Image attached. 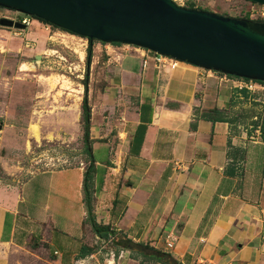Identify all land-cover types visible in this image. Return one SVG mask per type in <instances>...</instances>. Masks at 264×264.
Returning <instances> with one entry per match:
<instances>
[{
	"label": "crops",
	"instance_id": "crops-1",
	"mask_svg": "<svg viewBox=\"0 0 264 264\" xmlns=\"http://www.w3.org/2000/svg\"><path fill=\"white\" fill-rule=\"evenodd\" d=\"M126 65L124 78L116 84L128 98L118 128L112 132L101 122V130L89 127L94 146H105L109 152L105 159L94 158L96 220L135 242H148L169 252L182 264H264V139L259 134L251 139L253 132L248 135L246 130L234 132L227 122L196 119L195 106L200 110L226 108L222 95L210 104L204 99L199 103L158 95L159 89L166 93L165 89L179 86L178 81L131 80L126 73L143 69L150 74L152 63L143 67L139 61L137 69ZM134 100L137 104L131 111ZM229 140L234 148H244L242 161L229 155ZM115 156L117 163L112 167ZM73 169H77L75 175ZM83 171L79 166L47 169L18 186L0 183V264L9 263L10 250L40 238L45 224H51L47 241L62 264L78 261L81 245L92 246L83 241L85 228L91 230L84 222ZM37 173L48 175L41 183L46 194L55 181L53 197L40 201L37 194H26ZM53 176L56 179L51 181ZM51 202L68 207L71 217L65 222L79 228L76 236L67 234L73 244L70 251L66 242L63 249L52 242L55 228L51 220L45 221ZM167 235L175 238L172 247L166 246ZM44 237L39 240L46 241Z\"/></svg>",
	"mask_w": 264,
	"mask_h": 264
},
{
	"label": "rangeland",
	"instance_id": "rangeland-1",
	"mask_svg": "<svg viewBox=\"0 0 264 264\" xmlns=\"http://www.w3.org/2000/svg\"><path fill=\"white\" fill-rule=\"evenodd\" d=\"M175 2L187 8L193 4L198 9L244 18L238 8L242 0ZM0 15L17 19L26 14L0 7ZM31 19V25L25 29L0 27V183L12 186H18L42 170L73 166L85 170L88 167V154L83 142L82 99L84 95L87 96L91 114L90 125L101 130V122L104 123L103 127L112 128L114 132L124 115L126 106L123 102H128L122 87L116 84L124 78L122 69L126 70V64H133L137 69L142 54L141 50L133 48L132 45L112 44L104 47L105 43L94 40L91 61L87 63L86 50L89 41L84 42L62 30L58 32L59 28L46 22L33 17ZM53 32L56 34L52 35ZM107 48L110 55L106 53ZM37 55L40 56L39 59L36 58ZM180 63L175 69H170L168 65L155 67L152 64L150 74L143 69L126 74H130L128 78L131 80L149 78L157 80L159 84L178 81L179 86L170 87L172 92L171 89H165L166 93L159 89L158 95H174L185 100L191 98L199 103L204 99L206 104L222 95V100H227V105L221 109L234 117L233 126L235 124L239 130L251 129L254 134L251 139H255L256 134L260 135L259 126L254 124L259 115L264 113V89L257 87L244 96L234 87L233 82L221 73L181 61ZM23 64H26V69L21 70ZM132 103L129 109L134 111L137 101ZM197 107H194L193 112ZM125 109H128V106ZM31 124L38 127L36 134ZM90 145L96 160L108 157L109 152L105 146H94L93 140ZM116 158L115 156L112 159V167L117 163ZM76 170L71 171L72 175L76 174ZM40 174L37 173L34 179L29 181L26 194H37V200L43 201L46 196H54L55 181L53 189L46 194L41 183L44 185L48 175ZM53 179L56 177H51V181ZM81 194L83 199L82 190ZM52 202L45 220L47 223L51 220L55 228V232L51 234L52 242L58 249H63V243L66 242L70 251L73 244L67 239V234L76 236L79 228L75 230V225L65 222L66 218L71 217L68 207L56 203L54 205ZM24 206L30 210L29 204L25 203ZM20 209H24L22 204ZM34 214L36 213H32ZM50 225L45 224L44 231L41 230L40 233V238L43 235L46 241L39 240L38 236L37 239L31 238L23 246L10 250L8 264H62L58 259L59 254L53 252L47 241L50 237ZM87 226L90 227L88 224ZM83 241L95 246L96 250L86 258L78 261L71 259L67 264H138L142 258H131L132 254L136 255L135 251L132 253L120 250L117 254L112 250L113 245L110 242L99 241L93 231L87 228Z\"/></svg>",
	"mask_w": 264,
	"mask_h": 264
},
{
	"label": "water",
	"instance_id": "water-1",
	"mask_svg": "<svg viewBox=\"0 0 264 264\" xmlns=\"http://www.w3.org/2000/svg\"><path fill=\"white\" fill-rule=\"evenodd\" d=\"M0 7L91 40L137 46L203 69L264 82V30L254 26L256 21L183 7L173 0H0ZM0 25L26 28L7 18H0Z\"/></svg>",
	"mask_w": 264,
	"mask_h": 264
},
{
	"label": "trees",
	"instance_id": "trees-1",
	"mask_svg": "<svg viewBox=\"0 0 264 264\" xmlns=\"http://www.w3.org/2000/svg\"><path fill=\"white\" fill-rule=\"evenodd\" d=\"M193 7H194L193 4L188 6V8H193ZM32 17L42 22H45L44 20L37 18L35 16ZM46 23L52 27L59 28L48 22ZM59 29L67 31L62 28ZM87 39L90 42L86 50V59H87V63H89L91 61L92 42L94 40H91L89 38ZM113 44H119V43H113ZM258 82L264 83L262 81H258ZM239 90L237 91L241 92L244 96L248 94L247 89L242 88ZM81 107H82V120H83V129H84L83 142L86 147L85 152L88 154V161H89L88 167L83 171V182H82V191L84 195L83 202L86 210V217L84 219V222L90 226V229L98 237L99 241L104 240L110 242L113 245L112 250H114L117 254L120 250H128V251H132V253L133 251H135L136 255L133 256L132 254L131 258L138 259V257H142L139 259L138 264H156V263L182 264L179 260L174 258L169 252L158 249L152 246L151 244H149L148 242H142V241L135 242L131 238L127 237L126 234L115 231L110 224H103L96 220L95 213L93 211V204H92L93 193L95 192L93 187L95 159L92 153V147L90 145L91 138L89 137V127H90L91 114H90V107L88 105V99L86 95H84L82 99ZM228 113L229 112H227L226 110L217 107H213L205 110H200L199 108L195 109L196 119L201 118L212 122H216V121L227 122L234 129V132H237L239 128L235 127V124L233 126L235 119ZM254 126H259L260 136L264 139V113L262 115H259L258 120L254 124ZM192 127H194V124L192 125ZM251 132H252L251 129L247 130L248 135H250ZM228 144L231 149L229 155L233 156V160L237 159L242 161L245 155L244 148L241 147L234 148L233 146H231L230 140L228 141ZM230 174H234V171H231ZM95 250H96L95 246L93 245L89 246L83 244L80 246L79 251L76 254V258L77 259L84 258L87 255L93 253Z\"/></svg>",
	"mask_w": 264,
	"mask_h": 264
},
{
	"label": "built area",
	"instance_id": "built-area-1",
	"mask_svg": "<svg viewBox=\"0 0 264 264\" xmlns=\"http://www.w3.org/2000/svg\"><path fill=\"white\" fill-rule=\"evenodd\" d=\"M173 1L175 2V0H173ZM242 1L243 2L240 3L238 8H239V11L242 13V16L244 18H246L247 20H250V21L260 20V21L264 22V3H258V2H254L251 0H242ZM193 8H197V6L194 5ZM5 17L13 18L12 16H5ZM16 21H20L21 23L25 24L26 27H29L31 25V18L29 15H21V17H18L16 19ZM58 30H59L58 32H60L61 29H58ZM62 31L71 37H77L80 40H83L84 42L88 41V39L86 37L79 36V35L70 33L68 31H64V30H62ZM55 34H56V32H53L52 35H55ZM107 46H112V44L105 43L104 47H107ZM133 48H138L139 50L142 51L140 59H141V65L143 67L148 65L149 63H152L153 66H155V67H157L158 65H160V66L168 65V67H170V69H175L178 65L179 61H177L171 57H168L165 55H160V54H157L155 52H152L150 50H147V49H144L141 47L133 46ZM108 51L109 50L107 48L106 53L108 55H110ZM213 72H216V71H213ZM222 75L225 78L230 79L233 82V85L235 88H238V89L244 88V89H247L248 91H254L257 89V87H259V89H264V83L258 82L256 80L234 77V76H229V75H225V74H222ZM226 76H228V77H226ZM166 238H167V240L165 241L166 246L172 247L175 238L171 235H167ZM262 240H263V244H264V219H263ZM112 259L114 261V256H112Z\"/></svg>",
	"mask_w": 264,
	"mask_h": 264
},
{
	"label": "flooded vegetation",
	"instance_id": "flooded-vegetation-1",
	"mask_svg": "<svg viewBox=\"0 0 264 264\" xmlns=\"http://www.w3.org/2000/svg\"><path fill=\"white\" fill-rule=\"evenodd\" d=\"M3 16H4V17H3ZM5 16H8V15H0V18H7V19H11V20L16 21V19H15L14 17L11 18V17H5ZM30 18H32V17H30ZM243 19L246 20V18H243ZM31 20H32V19H31ZM255 23H256V24H254V26H255L256 28H263V30H264V22H263V21L257 20ZM0 27L4 28V27L1 26V25H0ZM7 28H12V27H7Z\"/></svg>",
	"mask_w": 264,
	"mask_h": 264
},
{
	"label": "bare ground",
	"instance_id": "bare-ground-1",
	"mask_svg": "<svg viewBox=\"0 0 264 264\" xmlns=\"http://www.w3.org/2000/svg\"><path fill=\"white\" fill-rule=\"evenodd\" d=\"M180 65H181V63L180 62H178ZM31 128H32V130H33V132L36 134L37 133V128H36V126L34 125V124H31ZM34 135V134H33ZM112 261V260H111ZM109 262V261H108ZM111 264V263H110Z\"/></svg>",
	"mask_w": 264,
	"mask_h": 264
}]
</instances>
